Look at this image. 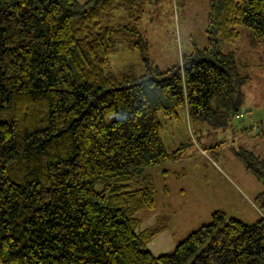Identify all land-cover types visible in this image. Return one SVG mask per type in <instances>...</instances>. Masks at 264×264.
Segmentation results:
<instances>
[{"label": "trees", "instance_id": "trees-1", "mask_svg": "<svg viewBox=\"0 0 264 264\" xmlns=\"http://www.w3.org/2000/svg\"><path fill=\"white\" fill-rule=\"evenodd\" d=\"M151 3L0 0V264H264V219L215 211L158 256L165 228L139 230L156 207L147 169L176 158L162 118L220 128L243 110L248 77L222 45L241 26L264 41V0H210L206 47L165 70L139 28ZM122 49L139 72L113 69Z\"/></svg>", "mask_w": 264, "mask_h": 264}, {"label": "rangeland", "instance_id": "rangeland-1", "mask_svg": "<svg viewBox=\"0 0 264 264\" xmlns=\"http://www.w3.org/2000/svg\"><path fill=\"white\" fill-rule=\"evenodd\" d=\"M209 4L210 0H152L139 23L152 62L165 70L193 49L206 47ZM239 32V39L222 48L234 53L240 73L248 77L242 86V114L220 128L194 121L185 109L177 119L162 118L166 149L176 158L147 169L157 186L156 207L142 213L139 228H165L149 245L157 256L209 224L215 211H223L227 220L264 219V179L246 167L244 157L264 171V41L249 27L241 26ZM111 65L117 71L139 72L142 59L122 49ZM115 119L109 118V123Z\"/></svg>", "mask_w": 264, "mask_h": 264}, {"label": "built area", "instance_id": "built-area-1", "mask_svg": "<svg viewBox=\"0 0 264 264\" xmlns=\"http://www.w3.org/2000/svg\"><path fill=\"white\" fill-rule=\"evenodd\" d=\"M242 114V112H239V113H237L235 116L237 117V116H239V115H241Z\"/></svg>", "mask_w": 264, "mask_h": 264}, {"label": "crops", "instance_id": "crops-1", "mask_svg": "<svg viewBox=\"0 0 264 264\" xmlns=\"http://www.w3.org/2000/svg\"><path fill=\"white\" fill-rule=\"evenodd\" d=\"M163 232H164V231H163ZM159 235H160V234H159ZM159 235H158V236H159ZM156 237H157V236H156Z\"/></svg>", "mask_w": 264, "mask_h": 264}]
</instances>
